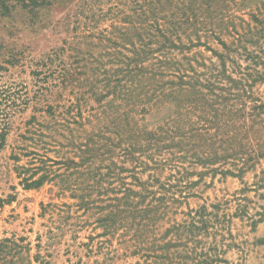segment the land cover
Returning a JSON list of instances; mask_svg holds the SVG:
<instances>
[{"label": "trees", "instance_id": "obj_1", "mask_svg": "<svg viewBox=\"0 0 264 264\" xmlns=\"http://www.w3.org/2000/svg\"><path fill=\"white\" fill-rule=\"evenodd\" d=\"M55 1L0 0V18L22 9L33 19L40 8ZM97 1H81L73 15H65L63 20L67 21L61 26L67 29L73 21L76 26L70 39L76 38L98 52L81 50L65 40L32 61L37 103L33 110L44 114L34 112L27 120L29 126L23 132L27 136L21 134V138L28 143L16 145L8 156L15 162L13 169L24 188L55 180L63 190L70 185L82 191L103 189V184L112 182L127 184L118 174L124 171L130 173V184L136 186L158 182L153 175L142 180L134 172L142 164L143 169L153 165L173 170L177 182L171 186L178 187L185 176L201 178L210 172L239 175L250 162L264 158V132L260 130L264 129V96H254L250 89L264 81V74L249 65L237 64L230 71L226 66L228 53L241 47V55L254 65L264 64V51L252 52L244 46L254 41L247 38L251 30L238 32L229 45L211 27L212 16L205 13L217 12L211 5L226 0H135L132 4L108 0L106 8L91 11L90 7L89 15L85 14L84 7ZM126 9L130 12L125 13ZM104 21L109 23L102 27ZM206 37L216 39L225 51H213L220 65L210 66L212 71L199 72L190 58L184 65L172 55L174 50L207 46L202 40ZM198 65L206 67L204 62ZM7 69L0 64V71ZM23 103L26 99L16 85L0 81V152L7 146L11 117ZM44 118L47 121L43 122ZM86 124L92 129H81V141L76 142L80 138L78 127ZM252 129L253 138L249 136ZM48 152L56 154L55 158L47 156ZM114 155L135 163L131 168L117 166L111 159ZM26 156H30L31 167L19 164ZM139 156L147 157L151 164ZM193 165L204 170H189ZM226 165L237 173L222 168ZM85 197V193L78 194L81 201ZM163 214L157 209L133 207L98 213L96 221L130 218L149 222ZM191 225L197 228L194 222ZM8 245V239L0 240V252Z\"/></svg>", "mask_w": 264, "mask_h": 264}, {"label": "rangeland", "instance_id": "obj_2", "mask_svg": "<svg viewBox=\"0 0 264 264\" xmlns=\"http://www.w3.org/2000/svg\"><path fill=\"white\" fill-rule=\"evenodd\" d=\"M81 1L87 0H56L40 8L33 19L22 9L15 10L10 17L0 18V64L8 68L0 71V81L16 85L18 93L26 99L19 107L21 110L11 117L7 146L0 152V198L5 200L0 202V240L8 239V244L12 245L0 252V264H43L41 260L44 264H264V158L255 164L250 162L251 166L239 175L210 172L201 178L196 174L185 176L178 187L171 186L177 182L173 170L155 169L153 165L143 169V164L134 172L142 180L153 175L158 182H149L146 187L136 186L130 184V173L124 171L118 174L127 184L112 182L103 184V189L82 191L70 185L63 190L55 180H46L36 188H24L21 184L13 169L15 162L8 156L16 145L28 143L21 138V134L27 136V132L23 133L29 126L27 120L34 112L44 114L33 110L37 103L33 96L36 83L31 73L35 68L32 61L51 48L63 45L65 40L81 50L98 52L97 48L76 38L70 39L74 34L72 28L76 26L73 21L67 29L61 26L67 21L63 20L65 15H73ZM121 1L132 4L135 0ZM107 2L98 0L88 4L84 12L89 15L90 7L91 11L101 6L106 8ZM211 9L217 12L205 14L212 16L211 27L227 44L230 45L238 32L251 30L247 38L254 41L244 46L252 52L264 51V0H234V3L226 0L224 4H212ZM127 12L130 10L126 9ZM108 23L104 21L101 26ZM202 40L207 46L197 45L182 52L174 50L172 55L184 65L190 58L199 72L208 73L212 71L210 66L220 65L213 51H225L213 37ZM88 41L92 40L86 39ZM241 49L228 53L229 71L239 64L241 67L249 65L264 74V64H251L241 55ZM262 58L264 63L263 54ZM8 60L13 61L12 64L5 63ZM198 62H204L208 68ZM250 89L254 96H264V81L254 83ZM249 104L247 100L246 105ZM149 120L152 121L151 117ZM81 129L90 131L92 128L89 124L78 127L76 135L80 138L76 142L81 141ZM47 156L54 159L56 154L48 152ZM28 157H22L19 164L31 167ZM139 158L151 164L147 157ZM111 159L117 166L131 168L135 163L116 155ZM222 168L235 171L228 165ZM189 170L204 169L193 165ZM80 193L86 195L83 201L78 198ZM10 195L13 198L9 199ZM133 207L157 209L164 214L149 222L130 218L96 221L98 213ZM193 222L196 229L191 225Z\"/></svg>", "mask_w": 264, "mask_h": 264}]
</instances>
